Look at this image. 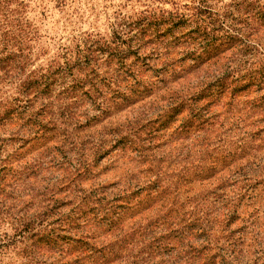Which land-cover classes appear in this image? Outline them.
Masks as SVG:
<instances>
[{
  "label": "rangeland",
  "instance_id": "obj_1",
  "mask_svg": "<svg viewBox=\"0 0 264 264\" xmlns=\"http://www.w3.org/2000/svg\"><path fill=\"white\" fill-rule=\"evenodd\" d=\"M263 4L13 0L21 78L55 77L32 103L39 123L0 126V264H89L92 242L117 252L113 264H228L242 231L239 263L252 261L264 238ZM172 15L185 23L155 26ZM202 25L218 49L204 51ZM231 26L246 44L225 39Z\"/></svg>",
  "mask_w": 264,
  "mask_h": 264
},
{
  "label": "trees",
  "instance_id": "obj_2",
  "mask_svg": "<svg viewBox=\"0 0 264 264\" xmlns=\"http://www.w3.org/2000/svg\"><path fill=\"white\" fill-rule=\"evenodd\" d=\"M12 1L13 0H0V82H14L18 78H20L21 80L19 83V88H17L16 91L17 95L13 99H10L8 97L3 98L2 96H0V126H3L5 130L9 129L12 123L17 119L24 120L25 124L31 122L39 123L37 121V116L40 117V114L38 111H36V104L34 105L32 103H34L35 100L40 101V99L42 98L49 99L48 90L49 88H51V85L53 84V78L55 77V75H52L54 69H50L45 73L26 75L25 78H21V75H23L24 73V67L27 64L29 57L27 55H24V39L21 33V29H23V26L20 24V20L16 16V13L18 11H16V9L8 8ZM20 4H23V2H21ZM258 14L259 18L264 21V4L261 5ZM146 19L147 18L145 17V21ZM185 20L186 19L184 18V16L181 17L179 15H172V18H170V20H167V18L164 17H156L154 23L157 24L155 26H160L167 23V28L172 29L173 27H178V25H182L183 23H185ZM145 26H150V23L148 21L144 22L142 27ZM208 28V25L197 27V29L201 32L202 37L205 39V42L203 43L205 52L214 47L211 44L214 35H212L211 31ZM15 30H17L18 32H16ZM234 31H236V33ZM239 33L240 32L238 28L231 26L230 30H226L225 39H228L232 42L238 39L239 41L243 42V44H246L249 40L248 36L243 35L244 39L247 40L245 42V40H242L240 38ZM213 49H218V47H214ZM115 51H113V53ZM124 53L125 51L120 52L121 57H123L122 54ZM42 127L46 129V125H42ZM45 132L46 130H44L41 135H43L44 138H47L48 132ZM4 144V139L0 138V150L4 148ZM1 161L2 160L0 159V173L2 172V167H5V164L1 163ZM248 181H251V178H249ZM254 182L263 183L264 191V178H262L261 180H256ZM254 187L255 184H253V182H250V194L256 190L254 189ZM250 197L255 198V196ZM254 222L256 223V221ZM254 229L250 231L248 230L249 234L251 233V231L254 232ZM247 233V231L245 233L242 231L236 238H234V248L231 251L230 256L235 259L237 258V262L233 259L231 261H228V264H240L238 256H240L241 254H238L240 252H244V248L240 244H242L245 240ZM259 237L260 236L257 234L258 241L260 242L258 251H255L257 254L254 256V259H252V261L247 262L248 264H264V238L260 239ZM91 245L94 249V252L100 254V256L88 258L87 261H89V264L114 263L115 258L118 254L112 248L107 250L105 248H98L95 246L94 242H92ZM214 257L215 255L212 256V258Z\"/></svg>",
  "mask_w": 264,
  "mask_h": 264
}]
</instances>
